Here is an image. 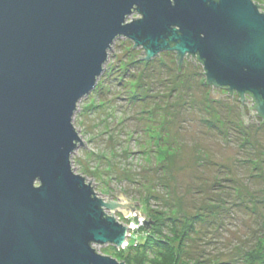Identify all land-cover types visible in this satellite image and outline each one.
I'll return each mask as SVG.
<instances>
[{"label": "water", "instance_id": "1", "mask_svg": "<svg viewBox=\"0 0 264 264\" xmlns=\"http://www.w3.org/2000/svg\"><path fill=\"white\" fill-rule=\"evenodd\" d=\"M118 38L146 61L173 51L178 73L197 55L208 85L239 94L246 127L264 121V12L252 0H0V264H125L94 246L125 245L131 227L114 212L132 206L121 192L98 197L71 164L77 104Z\"/></svg>", "mask_w": 264, "mask_h": 264}, {"label": "rangeland", "instance_id": "2", "mask_svg": "<svg viewBox=\"0 0 264 264\" xmlns=\"http://www.w3.org/2000/svg\"><path fill=\"white\" fill-rule=\"evenodd\" d=\"M252 1L264 12V0ZM133 46L115 41L101 88L77 104L72 118L81 139L71 156L75 173L104 201L121 192L132 206L127 216L114 212L131 227L125 245L94 248L120 261L151 234L167 249L160 255L149 245L143 264H260L264 125L246 127L240 96L208 85L195 56H185L178 73L173 51L145 61Z\"/></svg>", "mask_w": 264, "mask_h": 264}, {"label": "trees", "instance_id": "3", "mask_svg": "<svg viewBox=\"0 0 264 264\" xmlns=\"http://www.w3.org/2000/svg\"><path fill=\"white\" fill-rule=\"evenodd\" d=\"M259 7L262 9V7L259 5ZM176 57H177V59L179 60V58H178V56L176 55ZM195 59L198 61V59H197V56H195ZM200 63V62H199ZM107 76V74H105V75H103V77H99V79H98V81H97V84H96V90H98V89H100L101 88V82H102V80L101 79H103V78H105V77ZM211 87H213V86H211ZM213 88H216V89H219L218 87H213ZM236 95V94H235ZM238 95V94H237ZM239 96V95H238ZM245 97H247L248 99H252V97L250 96V95H248V94H246L245 95ZM252 101V100H251ZM251 108L252 109H255V103L252 101V106H251ZM258 118H260L259 116H257ZM259 125L260 126H263L264 125V121L262 120V121H260L259 122ZM264 205V204H263ZM153 219V218H152ZM191 220H193V218L191 219ZM191 220H190V222H191ZM264 222V221H263ZM184 224H186V223H184ZM263 225H264V223H263ZM183 226V225H182ZM146 232H148V233H150V231H146ZM263 232H264V228H263ZM147 233V234H148ZM152 236H151V234H148L147 236H146V238H145V240H144V242H141V243H138V244H134V245H131L128 249L129 250H127L126 251V253H124V254H121L120 255V261H123V262H125L126 264H143L142 262V258H144V256H143V253L141 252V250H143V252H144V249L145 248H150V246H154L155 245V247L156 248H154V250H156L157 251V253L158 254H160L161 255V252L162 251H165L166 249H167V244L165 243V240H163V239H161V238H157L156 240H155V242H153V240H150L149 238H151ZM165 243V244H164ZM150 245V246H149ZM168 249H169V247H168ZM129 251V252H128ZM263 253H264V251H262ZM156 254V253H155ZM176 255V257H177V255H178V253H175ZM258 259H259V262L261 261V259H262V261L260 262V264H264V255L263 256H261V257H257ZM146 262V261H145ZM153 262V260H151V261H147V264H151ZM225 263V262H224ZM145 264V263H144ZM221 264V263H220ZM223 264V263H222Z\"/></svg>", "mask_w": 264, "mask_h": 264}, {"label": "bare ground", "instance_id": "4", "mask_svg": "<svg viewBox=\"0 0 264 264\" xmlns=\"http://www.w3.org/2000/svg\"><path fill=\"white\" fill-rule=\"evenodd\" d=\"M185 56H187V55H185ZM185 56H184V57H185ZM194 56H197V55H194ZM184 57H183V58H184ZM178 58H179V57H178ZM183 58H182V60H183ZM150 60H151V59H150ZM150 60H149V61H150ZM179 60H180V58H179ZM182 60H181V61H182ZM145 61H146V60H145ZM97 81H98V80H97ZM96 84H97V83H96ZM95 87H96V86H95ZM234 92H235V91H234ZM236 93H237V92H236ZM237 94H238V93H237ZM238 95H239V94H238Z\"/></svg>", "mask_w": 264, "mask_h": 264}]
</instances>
